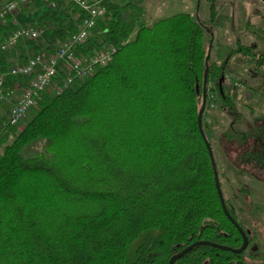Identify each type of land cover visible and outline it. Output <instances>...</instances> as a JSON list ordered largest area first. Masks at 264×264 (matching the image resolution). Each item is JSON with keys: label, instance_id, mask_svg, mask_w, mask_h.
<instances>
[{"label": "trees", "instance_id": "1", "mask_svg": "<svg viewBox=\"0 0 264 264\" xmlns=\"http://www.w3.org/2000/svg\"><path fill=\"white\" fill-rule=\"evenodd\" d=\"M99 1L107 13L74 52L87 57L112 46L111 60L61 83L59 93L42 92L22 127L2 130L0 122V264H169L194 241L239 248L242 236L222 209L198 113L205 85V108L219 103L233 115L234 95L220 81L228 59L239 53L258 67L264 52L237 39L223 61L212 58L216 0H207V21L179 12L152 24H138L137 0ZM42 3L34 26L47 39L34 47L49 50L77 31L82 13L66 0ZM245 25L252 30L249 20ZM9 67L0 49L3 88L27 84L29 77ZM205 108L201 125L211 145ZM39 138L48 141L43 149L24 156L22 148ZM243 161L264 170V141ZM243 252L197 244L173 264H245Z\"/></svg>", "mask_w": 264, "mask_h": 264}, {"label": "rangeland", "instance_id": "2", "mask_svg": "<svg viewBox=\"0 0 264 264\" xmlns=\"http://www.w3.org/2000/svg\"><path fill=\"white\" fill-rule=\"evenodd\" d=\"M120 1L124 3L128 0ZM141 5L144 9L138 24H152L179 12H197L201 20L208 19L206 0H141ZM216 5L220 18L212 29V58L217 62L223 61L236 47L237 39L244 44H256L258 52L263 53L264 35L259 30H263L264 26V0H217ZM75 17L72 14V18ZM248 20L255 31L246 29ZM134 35L135 32L131 38ZM45 39L47 36L43 32L39 40ZM205 39L210 43L208 36ZM227 66L232 72L224 73L223 86L234 95L237 111L231 115L219 103L209 102L204 121L211 132L210 141L223 197L237 221L248 231V245L243 252L245 264H264V170L243 161L246 152L264 141V63L258 67L248 64L241 54L236 53L229 57ZM61 79L58 76L53 81L47 89L49 94L55 93ZM211 93V100H215L216 94ZM38 108L36 104L28 111L22 126L35 115ZM47 142L45 138L35 140L22 148L23 155L37 153ZM2 148L0 146V154Z\"/></svg>", "mask_w": 264, "mask_h": 264}, {"label": "built area", "instance_id": "3", "mask_svg": "<svg viewBox=\"0 0 264 264\" xmlns=\"http://www.w3.org/2000/svg\"><path fill=\"white\" fill-rule=\"evenodd\" d=\"M29 1L0 0V21L7 16L14 15L18 12L20 5H27ZM42 1L51 6L56 4L55 0ZM66 1L76 4L82 13L77 31L63 43L49 50H38L30 55L25 62L9 67V74L29 77V81L16 98L15 103L9 108L7 118L2 124V130L7 125L22 126L28 111L36 105L40 94L47 91L59 71L63 72L64 78L56 85L55 93L61 91V83L66 85L74 78H84L92 74L97 66L107 64L112 58L114 51L112 46L101 49L87 57H81L74 52V47L82 44L88 38L89 32L95 25L97 18L106 15V7L102 6L99 0L92 2L90 0ZM41 34L42 30L34 25L16 27L2 38L0 49L4 51L13 49L22 40L37 41ZM3 83L4 74L0 73V100L6 99L11 94L10 90L3 88ZM212 95V93L209 94L210 99Z\"/></svg>", "mask_w": 264, "mask_h": 264}, {"label": "crops", "instance_id": "4", "mask_svg": "<svg viewBox=\"0 0 264 264\" xmlns=\"http://www.w3.org/2000/svg\"><path fill=\"white\" fill-rule=\"evenodd\" d=\"M137 1L139 2V5L144 9V6L141 5V0ZM45 6L46 5L42 3V0H30L27 5H20L18 12H16L14 15L7 16L5 19L0 21V25L4 26L5 28V30L0 34V42L2 38L6 36L12 29L20 26L34 25L37 16L41 15L45 11ZM39 41L40 40L38 38L37 42ZM37 51L38 50L35 49L32 40H22L13 49L7 50L10 66L25 62L30 55L34 54ZM226 72H232V69L227 66L225 69V74L227 75ZM25 86L26 82L21 79L16 80L15 84H13V86L11 87L12 91L10 96L0 101V122L3 123L6 120L9 113V108L15 103L16 98L20 95L22 89Z\"/></svg>", "mask_w": 264, "mask_h": 264}, {"label": "water", "instance_id": "5", "mask_svg": "<svg viewBox=\"0 0 264 264\" xmlns=\"http://www.w3.org/2000/svg\"><path fill=\"white\" fill-rule=\"evenodd\" d=\"M210 48H211V44H209L208 52H207V55L205 57L206 66L208 65V58H209ZM206 76H207V69L205 70V73H204V84L206 83ZM222 79H223V75H222L220 81H222ZM196 90L197 91L199 90L198 83L196 84ZM206 99H207V92H206L205 85H204V88H203V91H202V106H201V109H200V111L198 113V126H199L200 133L202 135V138H203V140H204V142L206 144V147L208 149V153H209V156H210V160H211V164H212V168H213V172H214L215 185H216V189H217V192H218V195H219V199H220V202H221L222 209L225 212V214L229 217V219L237 226V228H238V230H239V232H240V234L242 236V244H241V246L239 248H231V247H228V246H225V245H220V244H216V243L209 242V241H194L191 244H189L188 246H186L185 248H183L176 255L172 256L170 258V260H169V264H173L176 259H178L179 257L183 256L194 245H197V244H209V245H213V246H216V247H219V248H222V249L231 250V251H233L235 253L243 252L246 249L247 245H248V235H247L246 231H244L240 227V225L237 223V221L232 218V216L229 214V212L227 210L226 203H225V200H224V197H223V193H222V190H221V186H220L217 165H216L215 157H214V154H213V151H212V147H211L209 141L207 140V137H206V135H205V133L203 132V129H202L201 118H202L203 110H204L205 105H206Z\"/></svg>", "mask_w": 264, "mask_h": 264}, {"label": "flooded vegetation", "instance_id": "6", "mask_svg": "<svg viewBox=\"0 0 264 264\" xmlns=\"http://www.w3.org/2000/svg\"><path fill=\"white\" fill-rule=\"evenodd\" d=\"M246 231V230H245ZM246 233L248 234V231H246Z\"/></svg>", "mask_w": 264, "mask_h": 264}]
</instances>
